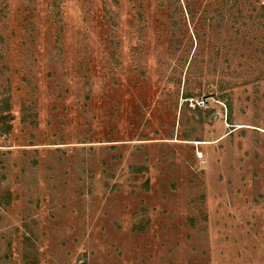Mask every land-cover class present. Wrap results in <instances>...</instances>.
Returning a JSON list of instances; mask_svg holds the SVG:
<instances>
[{"label":"rangeland","instance_id":"1","mask_svg":"<svg viewBox=\"0 0 264 264\" xmlns=\"http://www.w3.org/2000/svg\"><path fill=\"white\" fill-rule=\"evenodd\" d=\"M227 1L0 0V264H264V25Z\"/></svg>","mask_w":264,"mask_h":264},{"label":"trees","instance_id":"2","mask_svg":"<svg viewBox=\"0 0 264 264\" xmlns=\"http://www.w3.org/2000/svg\"><path fill=\"white\" fill-rule=\"evenodd\" d=\"M233 1L235 0H228L227 3L225 2L224 3V6H225V12H222V23H225V22H228V23H232V25H234L236 22H243L244 24H249V25H254V24H257L258 22L260 21H263L262 24L264 25V4L263 6L260 8V10H254L253 8L252 9H241L239 8L238 11H235V8H232L233 5H230ZM187 10H189L193 20H195L194 18H196L197 15L193 14L190 10V4L187 3ZM209 26H213V20H214V16L212 14L209 15ZM203 18V16H202ZM207 19V16L205 17ZM219 28V26H218ZM196 30V29H195ZM216 50H218L216 48ZM196 68V67H194ZM213 68L216 72V67L215 65H213ZM181 72V71H179ZM220 74H223V73H219ZM260 75L264 76V69L261 71ZM259 75V76H260ZM219 82L221 87H219V90H223L224 86L227 87L230 80L226 79L225 76L221 75L219 77ZM177 81L178 83H181L183 81V77H182V74L180 73L178 78H177ZM189 84H190V80L189 78L186 79L185 78V98H189L190 96H199L200 93H194V89L192 88H189ZM224 84V85H222ZM202 86H201V83L200 85L198 86V89L201 90ZM197 94V95H196ZM200 97V96H199ZM187 100V99H186Z\"/></svg>","mask_w":264,"mask_h":264},{"label":"built area","instance_id":"3","mask_svg":"<svg viewBox=\"0 0 264 264\" xmlns=\"http://www.w3.org/2000/svg\"><path fill=\"white\" fill-rule=\"evenodd\" d=\"M186 101L189 102L190 106L195 107H203L206 108V106L208 105V99L203 98V97H196V98H191V99H187Z\"/></svg>","mask_w":264,"mask_h":264}]
</instances>
